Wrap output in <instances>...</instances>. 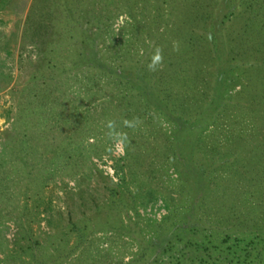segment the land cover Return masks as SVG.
Instances as JSON below:
<instances>
[{
    "label": "trees",
    "instance_id": "1",
    "mask_svg": "<svg viewBox=\"0 0 264 264\" xmlns=\"http://www.w3.org/2000/svg\"><path fill=\"white\" fill-rule=\"evenodd\" d=\"M94 1L103 4L96 9ZM115 2L54 0L63 10L57 16L58 34L51 31L43 39L49 45H58L62 37L71 39L75 65L82 62L98 74L114 76L115 94L101 109L110 114L104 118L106 123L114 121L117 131L126 135L120 170L139 160L145 162L148 155L144 168L154 170L161 160L175 174L160 177V189L152 186L145 191L161 194L167 211L153 224L152 238L136 232L138 248L123 264L245 262L253 241L264 234L263 222L250 216L258 211V204L251 210L243 197L248 187L252 198L254 191L264 190V0H153L154 16L160 18L154 26L145 18V4H138L140 10L136 11V0H132L126 9L132 21L130 35L139 34L141 45L132 50V41H127L128 48L113 64L95 37L103 40L102 33L111 24L107 8ZM86 13H91L88 30L79 22ZM52 21L49 17L47 24ZM47 24L39 21L38 26ZM174 41L178 42L176 51ZM155 46L163 49V65L153 72L147 65ZM134 118L138 119L133 127L124 125V120ZM75 119L61 130V137L53 135L55 161L76 149L78 132L72 126L79 117ZM57 124L53 121V129ZM92 129L90 126L87 133ZM18 135L9 148L14 155L25 151L26 139L35 133L25 132L23 138ZM107 188L109 196L98 208L114 214H119V208L127 209L125 191L131 190L126 182ZM69 232L74 233L73 242L70 246L68 239L53 243L49 260L39 257V243L29 237L27 226L21 236L27 235V244L22 245L21 237L14 243L23 247L19 250L30 262L62 264L85 242L84 227L70 217L63 229L65 235ZM10 255L3 256L0 264H6L1 261ZM18 259L10 264H28L20 255Z\"/></svg>",
    "mask_w": 264,
    "mask_h": 264
},
{
    "label": "rangeland",
    "instance_id": "2",
    "mask_svg": "<svg viewBox=\"0 0 264 264\" xmlns=\"http://www.w3.org/2000/svg\"><path fill=\"white\" fill-rule=\"evenodd\" d=\"M131 1L116 0L115 5L110 4L109 29L102 33L103 40L94 36L97 46L113 64L128 48L127 41H132V50L141 45L139 34L130 35L132 21L126 9ZM152 1L136 0L133 7L138 11V4L144 3L145 18L154 26L160 18L154 16ZM94 4L97 9L103 3ZM62 14V6L54 4V0H0V259L12 253L1 262H17L20 255L28 264H36L19 250L22 246L18 248L14 243L27 226L31 230L29 237L39 243V257L49 260L53 243L68 239L70 246L73 242L74 233H63L70 217L84 227L85 242L62 264H123L138 248L136 232L145 239L152 238L153 224L167 211L161 194L145 191L152 186L160 189V177L175 174L170 166L160 164L161 160L155 163L154 170L144 168L148 155L145 162L139 160L129 169L124 166L120 170L124 145L109 135L112 130L104 118L110 114L101 109L115 94L114 76L98 74L82 62L75 65L74 45L67 37H62L58 45L44 42V37L48 39L45 34H58L57 16ZM49 17L53 23L48 25ZM90 17L91 13L80 17L81 28L88 30ZM39 21L47 25L39 28ZM95 23L93 20L92 31ZM76 117L79 120L72 126L78 132L76 149L55 161L53 135L61 137V130ZM53 121L58 123L56 129ZM90 126L93 129L87 133ZM117 128L115 124L114 131L119 133ZM25 132L35 135L26 139L25 151L11 154L9 148L15 145V134L23 138ZM137 140L142 141L139 136ZM261 157L264 160V154ZM123 180L131 190L125 191L127 209L119 208V214L99 209L109 196L107 186H122ZM249 190L248 187L243 194L244 203L251 210L258 204V211L250 212V216L260 219L264 230V190L254 191V198ZM25 236L21 237L23 246L28 241ZM253 242L247 260L235 264H264V234Z\"/></svg>",
    "mask_w": 264,
    "mask_h": 264
},
{
    "label": "clouds",
    "instance_id": "3",
    "mask_svg": "<svg viewBox=\"0 0 264 264\" xmlns=\"http://www.w3.org/2000/svg\"><path fill=\"white\" fill-rule=\"evenodd\" d=\"M173 50H178V42H173ZM142 54V53H141ZM163 65V49L160 46H155V50L153 55L151 56L150 62L148 63L147 67L149 71H157L158 68H161ZM138 118H134L133 121L124 120V125L127 127H133L135 125V122ZM107 127L112 130L110 131L109 135L113 136L114 139H116L117 143L123 144L126 140V135L123 133H116L114 131L115 129V122L114 121H108Z\"/></svg>",
    "mask_w": 264,
    "mask_h": 264
}]
</instances>
